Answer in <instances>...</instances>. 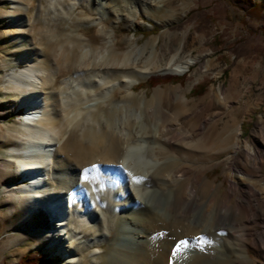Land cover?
<instances>
[{
  "label": "bare ground",
  "instance_id": "obj_1",
  "mask_svg": "<svg viewBox=\"0 0 264 264\" xmlns=\"http://www.w3.org/2000/svg\"><path fill=\"white\" fill-rule=\"evenodd\" d=\"M161 1L37 0L28 16H8L19 28L37 33L42 48L36 49L31 36L11 37L18 51L13 60L23 67L5 73L3 89L19 95L14 107H25L26 116L15 131L0 134V146L5 147L3 178L23 177L20 193L9 201L5 214L25 210L18 227L41 225L33 231L39 240L31 246L49 243L66 254L67 264H252L250 245L261 257L257 264H264L262 127L254 144L230 142L239 129L230 132L225 127L218 133L226 143L222 149L242 150L244 163L254 172L229 162L233 173L225 195H234L235 201L216 205L219 187L207 185L199 154L218 150L207 144L204 127L185 113L183 94L167 104L172 111L159 104L156 112L148 111L152 127H134L140 115L127 105L110 124L98 118L116 93L140 102V95L130 90L146 76L140 69L154 56L152 48L140 62L143 49L131 41L120 50L106 21L148 16ZM10 2L13 10L27 8ZM89 26H95L96 43L85 34ZM47 33L52 37H45ZM49 49L53 56L62 55L61 63L74 58L61 78L58 65L49 69L46 64ZM196 60L168 62L159 72L182 73ZM224 100L218 87L212 104ZM78 132L80 149L100 148L112 158L104 161L100 154L84 165L69 161L61 150ZM148 132L153 138L146 140L142 136ZM145 148L151 153L146 158ZM181 240L185 243L179 244Z\"/></svg>",
  "mask_w": 264,
  "mask_h": 264
},
{
  "label": "rangeland",
  "instance_id": "obj_2",
  "mask_svg": "<svg viewBox=\"0 0 264 264\" xmlns=\"http://www.w3.org/2000/svg\"><path fill=\"white\" fill-rule=\"evenodd\" d=\"M16 2L25 4L27 8L16 11L11 7L10 0H0V134L15 131L26 116L25 107H14L19 95L4 93L3 89L5 73L12 68L23 67L20 62L13 60L18 51L14 50L16 42L11 40V37L22 34L31 36L36 49L42 48L37 33L29 29L23 30L15 22L8 20V16L13 14L22 18L29 15L37 0ZM32 17L33 20L36 19L35 14H32ZM111 20L106 21L105 27L113 29L112 36L118 40L120 50L126 47L127 41H131L143 49L140 62L152 48L154 56L146 68L137 67L145 70L147 74L130 90L131 93L140 95V102L125 100L120 93H116L98 113L100 121L106 119V123L110 124L121 117V111L127 105L140 115L137 121L132 122L134 127L140 124L152 127L151 120L147 117L148 111L156 112L158 104L166 108L176 95L183 94L188 106L184 109L185 113L194 123L204 127L207 144H213L218 150L214 154L205 150L199 154L203 155V159H200L206 168L209 180L207 185L212 182L213 186L219 187L215 204L218 205L223 200L234 204V195L229 199L225 195L230 186L228 175L233 173L228 163H239L248 172L254 170L244 163L245 156L239 148L222 149L226 143L220 140L218 133L225 127H228L230 132L239 129L237 138L230 137V142L241 144L247 141L254 144L258 126L264 131V0H164L148 16L139 13L134 19L127 17ZM84 31L97 42L95 26H89ZM52 34L47 33L44 36L51 38ZM95 43L93 47L98 50L99 45ZM52 52V49L47 50L46 64L49 69L58 65L61 70H58L57 77L61 78L64 75V67L70 65L74 58H71V62L61 63L62 55L53 56ZM189 57H195L197 60L184 72H159L161 67ZM140 62L137 66L142 65ZM166 76L182 78L179 81L150 85L147 83V79L151 77L160 79ZM201 82L204 83L203 92L200 95L190 94V89ZM218 87L222 88L225 100L212 104V95ZM21 108L23 112L20 111ZM167 109L173 110L171 106ZM106 129L108 131L109 126ZM148 133L150 135L142 136L146 140L153 138V132ZM76 135L70 137L61 150L69 161L84 165L89 159L97 158L100 154L101 160L112 158V153H101L100 148H92L89 151L80 149L79 141L82 137L79 132ZM4 150L5 147L0 146V163L5 157ZM145 150L144 157L151 156L150 151L146 148ZM139 168L138 166V170ZM259 170L264 174V162ZM3 174L4 171L0 167V264H18L19 258L26 253L35 258L46 259L48 264H65L66 254H59L60 251L55 246L52 247L49 243L31 246L39 240L33 231L41 225H36L33 229L18 227L17 220L25 210H15L11 215L5 214L9 201L20 193L17 188L23 184V177L14 175L3 178ZM10 224L14 229L8 228ZM248 252L253 258L252 264L261 261L252 245L248 247Z\"/></svg>",
  "mask_w": 264,
  "mask_h": 264
},
{
  "label": "trees",
  "instance_id": "obj_3",
  "mask_svg": "<svg viewBox=\"0 0 264 264\" xmlns=\"http://www.w3.org/2000/svg\"><path fill=\"white\" fill-rule=\"evenodd\" d=\"M262 31L264 34V29ZM181 78L182 77H177V76H166L160 79L151 77L147 79V83L150 85V84H155L157 82L179 81ZM203 87H204L203 82L198 83L190 89L189 93L192 95H200L203 92ZM18 264H48V263L46 262V259L35 258L31 256L29 253H26L19 258Z\"/></svg>",
  "mask_w": 264,
  "mask_h": 264
},
{
  "label": "snow or ice",
  "instance_id": "obj_4",
  "mask_svg": "<svg viewBox=\"0 0 264 264\" xmlns=\"http://www.w3.org/2000/svg\"><path fill=\"white\" fill-rule=\"evenodd\" d=\"M84 171H87V169H85ZM179 244H184L185 242L183 240L178 242ZM178 246V245H177ZM173 251L175 252V249H173Z\"/></svg>",
  "mask_w": 264,
  "mask_h": 264
}]
</instances>
